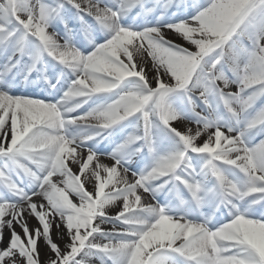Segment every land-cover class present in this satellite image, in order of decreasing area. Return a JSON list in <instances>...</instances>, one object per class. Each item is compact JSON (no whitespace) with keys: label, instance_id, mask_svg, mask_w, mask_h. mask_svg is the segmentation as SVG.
<instances>
[{"label":"snow or ice","instance_id":"1","mask_svg":"<svg viewBox=\"0 0 264 264\" xmlns=\"http://www.w3.org/2000/svg\"><path fill=\"white\" fill-rule=\"evenodd\" d=\"M264 264V0H0V264Z\"/></svg>","mask_w":264,"mask_h":264},{"label":"bare ground","instance_id":"2","mask_svg":"<svg viewBox=\"0 0 264 264\" xmlns=\"http://www.w3.org/2000/svg\"><path fill=\"white\" fill-rule=\"evenodd\" d=\"M97 264H98V262H97Z\"/></svg>","mask_w":264,"mask_h":264}]
</instances>
